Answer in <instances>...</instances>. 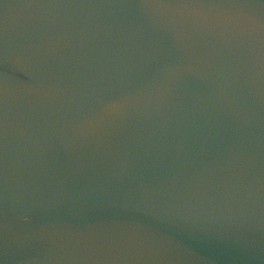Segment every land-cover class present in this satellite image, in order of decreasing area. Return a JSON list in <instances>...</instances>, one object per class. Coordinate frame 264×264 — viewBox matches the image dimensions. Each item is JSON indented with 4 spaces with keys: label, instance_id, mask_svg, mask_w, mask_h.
Listing matches in <instances>:
<instances>
[{
    "label": "water",
    "instance_id": "obj_1",
    "mask_svg": "<svg viewBox=\"0 0 264 264\" xmlns=\"http://www.w3.org/2000/svg\"><path fill=\"white\" fill-rule=\"evenodd\" d=\"M0 264H264V0H0Z\"/></svg>",
    "mask_w": 264,
    "mask_h": 264
}]
</instances>
